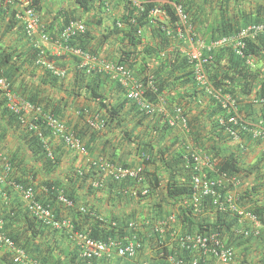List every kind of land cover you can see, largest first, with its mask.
<instances>
[{"label":"crops","instance_id":"crops-1","mask_svg":"<svg viewBox=\"0 0 264 264\" xmlns=\"http://www.w3.org/2000/svg\"><path fill=\"white\" fill-rule=\"evenodd\" d=\"M152 1L161 7L169 4L171 9L176 5L173 0L171 2L169 0ZM194 1L202 6L200 17L203 23H192L193 28L199 40L210 43L209 31L216 20L221 21L222 6L226 2L224 0ZM227 3L231 9L232 19H234L235 10L236 13L245 12L246 15L253 18L264 15V0H228ZM129 6L127 0H107L104 5L95 0V4H90L88 7L90 11L86 13L76 0H42L38 6V12L42 32L51 37L64 28L67 20H71V15L76 16L88 26L89 35L85 38L90 42L89 47L83 51L91 54L97 61L105 60L117 63L123 51L133 49L127 40L124 44L121 42V38L124 37L122 36L123 30L117 27L118 22L124 20ZM13 11L14 8H10L0 12V72L3 75L5 73L13 75V85L16 91H22L30 97L36 96L40 104H48L50 109L54 108L55 115L68 127L69 131L77 137H81L80 139L87 147V153L82 154L70 150L58 136H49L48 146L57 155L58 163L54 169H48L43 164L44 159L35 153V148L31 145L29 138L26 139L28 130L19 122L18 118L3 117V104L5 105L6 101L0 92V104H2L0 106V178L9 180L15 177L30 181L35 187L36 196L40 197L39 200L49 198L50 188L48 185L51 187L55 185L51 189H58L61 194L73 197L77 204L76 208L91 210L106 222H115L120 225L135 223V229L140 230L141 233L147 234L150 223L155 219L164 217L160 219L161 221L170 215H176L177 225L184 229L179 220L176 201L168 195L167 191V184L174 170H170L167 164L162 161L161 151L173 149L174 153L184 151L190 155L200 153L203 156L213 157L214 153H210L213 145L219 146L220 149L226 148L227 144L210 142L205 152H202L195 143L196 139H202V142L205 143L208 135L212 132L208 118L210 113L208 96L201 91L196 93L197 102L203 109L205 108V111L203 115L195 110L191 111L186 116L187 123L185 125L167 126L166 121L176 108H174V104L159 97L157 103H154L160 108V112L156 115L144 118L140 113L130 110L131 104H126L119 113L109 116L107 111L100 107L99 100L91 98L86 93L85 85L87 83L77 81V74H81V72L86 73L89 78L96 72L89 71L86 66H83L85 60L81 56L67 52L63 47L52 42H43L38 34L29 38L21 22L13 23L11 18ZM211 11H214L213 14ZM196 25L200 27V31L196 30L198 29ZM143 35L142 43L138 45L139 50L151 49L153 51L159 47L160 43L152 34L151 29H147ZM36 43L44 52L59 58V63L62 65L60 68L66 70L67 73L65 78L56 77L58 81L54 84L53 79L47 74V70L35 63L25 62L24 58L27 56L24 57L23 54H31L32 46ZM256 49L259 55L254 56V71L256 74L258 73L259 80H264V47L259 43ZM183 50L182 43L170 40L169 48L164 53L162 52L161 57L177 51L184 54ZM9 55L12 58L10 62L6 60ZM145 60L147 64H141V66L135 64L137 65L134 66L136 70L133 69L140 78L153 75L158 69L160 58L155 51V56L152 55L151 58L146 56ZM140 61L143 62V59ZM190 89V86L179 87L178 91L185 93L192 91ZM261 90L262 87L258 84L252 93L246 95L240 92L237 95L239 103L244 102L249 105L251 115H245V119L255 120L264 114V106L255 102V99L262 95ZM99 93L103 95L101 102H105L108 108L120 106L126 100L123 88L110 78L101 84ZM172 94L177 93L174 91ZM98 123L102 124L103 128H95L94 125ZM237 144L232 140L227 146L234 149ZM245 147H247L244 152L245 159L241 164L251 173L244 177L237 175L240 184L232 189L238 192L240 197L249 190L253 193V198L264 205V140L246 142ZM99 161L125 167L142 166L146 171V179L143 183L133 180L115 181L110 175L97 170L96 164ZM214 165H216L215 162ZM8 167L11 169L9 172ZM188 167L191 166L177 168L179 171L177 174H183L176 175L174 172L176 181L183 186H191V177L186 171ZM181 168H183L182 171L179 170ZM13 182L9 181L6 183L7 185H2L0 188V218L6 216L10 210H14L17 216L6 221L7 224H11L8 230L13 228L14 231L24 232L26 237L32 236L34 230L28 227L29 223L25 215L26 204L21 194L14 188ZM97 182H100L101 185L96 186ZM156 182L158 183L157 187L151 190L150 183ZM144 190H148L149 194L143 195ZM243 207L248 208L244 205ZM158 208L160 209L158 216H161L157 218ZM61 215H70L76 220L77 210L63 206ZM205 217L210 219L215 215L210 213ZM234 230L239 236L252 237L251 242L244 246L247 251L242 252L233 247L237 263L239 260L240 262L245 261L246 264H264V243L255 235L253 224L246 220L242 223L237 221ZM74 240L62 232L46 229L35 238H27L28 244L38 246L40 252L48 247L53 248L58 257L61 256L63 259V264H85L82 260L79 261L73 253L77 250V243ZM3 248L0 247V264H13L11 255L9 256L6 248ZM63 251H65V255L70 253L71 256H65ZM153 255V247L146 245L140 254L139 261L152 262ZM74 258L77 263L73 262ZM135 263L118 258L114 252L109 258L86 264Z\"/></svg>","mask_w":264,"mask_h":264},{"label":"trees","instance_id":"trees-1","mask_svg":"<svg viewBox=\"0 0 264 264\" xmlns=\"http://www.w3.org/2000/svg\"><path fill=\"white\" fill-rule=\"evenodd\" d=\"M99 4L104 5V3L107 0H97ZM150 2L146 4L145 11L141 14H137L135 10H133L130 6L127 10V14L124 16V20L119 21L117 24V27L119 29H122V37L121 42L124 44V42L127 40L130 44V46L133 47V49L125 50L123 51L122 55H120L119 60L117 63L127 65L131 69H135L134 66H137L135 64H138L141 66V64H147L145 57L148 56L151 58L152 55L155 56V51H157L158 58H160L159 65L157 71L153 73V75L141 77V79L146 82L149 77H152L154 80V83L156 85V92H147L146 96L147 99H149L153 103H157L158 97L161 98L164 101H169V103L174 104V108H182L183 114L185 116H188L191 111H197L200 112L202 115L204 113V109L200 104L197 102V92L201 91L204 92L202 87L198 85L196 82V76L194 73V66L191 65L188 61V58L186 54H182L180 52L176 53H167L166 56L161 57L162 52L169 48L170 46V38L167 36V31L171 28L172 24L177 21V16L175 14V9H171V6L169 4L161 7L159 4L155 3V1L149 0ZM176 2V4H182L185 8V11L190 17V21L194 24L197 23H203V20H201L200 13L202 6H199L194 0H173ZM205 1V0H203ZM208 0H206L207 2ZM226 4H224L223 9L221 10V21L216 20V23L214 22L212 28L210 29V42L216 41L223 37H234L238 36L239 33L245 28H247L249 25L253 24H262L264 25V15H259L258 17H252L250 15H246L245 12H239L236 13V10L234 11V16L232 19V14L230 12L229 3H227L228 0H224ZM171 2V0H169ZM79 5L83 7L87 12L90 11L89 5L94 3L95 0H80L78 1ZM190 4V6H188ZM162 8L165 9L169 14V19L164 22H158L157 24H154L151 22L148 13L153 8ZM10 9V8H9ZM5 11V10H4ZM2 11V12H4ZM7 11V9H6ZM212 14L214 11H211ZM262 16V17H261ZM12 20L13 23L16 24V22H19L15 19L14 12L12 14ZM71 19L79 20L76 16L71 15ZM69 20H67L68 22ZM87 25V24H86ZM120 25V26H119ZM24 27V26H23ZM88 27V26H87ZM198 29L197 31H200V27L196 25ZM25 28V27H24ZM147 29L152 30V34L158 39L160 45L153 51L151 49H146L145 51L139 50L138 45L142 43L141 38L144 36L143 33L146 32ZM25 30V29H24ZM62 30V29H61ZM26 33V30H25ZM59 33V32H58ZM56 33L53 37H56L58 34ZM89 35L88 31L85 34H82L80 36H77L73 38L69 45L73 47H78L81 50H86L89 46V42L86 40V36ZM253 36H250L249 38L243 39V42L245 44V47L243 48V55L238 54L235 50H233L232 47H221V48H215L213 49L209 54L206 53L205 56L208 57V63L205 66L206 73L208 75L209 80L212 82L213 86L216 88H221L223 91L232 94L234 97H238L237 95L242 92L243 94H250L252 93L253 89L259 84L262 87V95L259 97L264 96V80H259V77L257 76L254 71L255 63L252 65H249L247 63L248 56H251L254 58V56L257 57V44H261L264 47V33L256 34L254 38ZM32 53L27 55L23 54L24 58L28 63H35V61L38 59V57L42 54L44 58L47 60L54 62V64L58 67H62V65L59 63V58L55 56H51L48 53L44 52V50L36 45L32 46ZM44 52V53H43ZM153 52V53H152ZM206 52V51H205ZM144 55V56H142ZM22 56V55H21ZM142 56V58H141ZM210 57V58H209ZM10 55L6 57V60L9 62L11 61ZM140 59H143V62L140 61ZM133 65V66H132ZM47 74L53 79V83L55 84L58 79L56 76H54L50 71L47 70ZM78 78L77 81L79 82H86L85 85L86 93L90 95L91 98L95 100H99L100 107L105 109L107 111V114L109 116H114L117 113L121 111L123 106L125 107L126 104H131L130 110H134L137 113H140V115H143L141 111L137 108L135 104L130 102L128 98L125 96V101L120 104V106L117 107H107L106 103H102L103 95L99 93V88L101 87V84L107 80L109 77L104 73H95L89 76H87L86 73L77 74ZM4 76H6L8 79H10L12 83L13 91L18 94L19 96L23 97L25 100L30 102L33 106L40 108L42 112H48L51 113L53 116L57 117L55 115V109L49 108L48 104H40L38 97L36 96H27L22 91H16L13 83V75L11 73H5ZM53 85V84H52ZM190 86V90L185 93L179 92V87H188ZM22 90V89H21ZM174 91H176L177 94H172ZM18 92V93H17ZM2 93V92H1ZM204 94L208 96L205 92ZM4 96V94L2 93ZM177 95V96H175ZM257 97V98H259ZM208 103H209V110L210 113L208 115L210 127L212 129L211 134L208 135V139L205 143L202 142V139H196V144L199 147V150L202 152L207 149V145L210 142L216 143H224L227 144L232 141L230 137L225 132V127L221 125L220 120L221 119H227L228 114L225 110H223L220 107V104L216 99H214L211 96H208ZM239 102V100H238ZM240 111L244 112V116H249L251 113L249 112L250 108L247 103L240 102ZM2 106V104H0ZM3 117L11 116L16 117L10 110L6 107V104H3ZM173 108V109H174ZM50 109V110H49ZM52 110V111H51ZM174 113V112H172ZM248 113V114H247ZM158 114V113H157ZM156 115V114H155ZM144 118L147 117V115H143ZM17 118V117H16ZM261 119H264V114H262ZM255 122L257 119H249ZM36 125H38L40 132L42 133V138L39 135L38 132L33 131H27L26 139L29 138V141L31 142V145L34 146L35 153L40 155L44 160L43 164L50 170L54 169L58 163L57 155L54 153V159H51L48 156L47 152V146L49 145L48 137L55 135L54 132L46 127V125L43 123V120L39 118V120H31ZM167 126L168 124V120ZM170 127V126H169ZM27 129V128H26ZM57 136V135H56ZM62 142L65 144L63 139L58 136ZM81 138V137H80ZM244 142H254L251 140L250 136L242 135L241 137ZM226 146V148H221L217 145L212 146V151L210 153H214V156L211 157L212 160L216 164L217 171L220 173H226L230 176H246L247 174H250V170H246L243 168L242 164L243 159H245V151L240 148V145L237 144L236 148H230L229 146ZM173 147H175L173 145ZM187 152L181 151L174 153L173 149L169 150H162L161 151V159L163 162H165L170 170H174L176 175L179 171L177 168L179 166H185L189 165L191 167L186 168L187 173H189V176L191 177V174L193 172L194 168V160ZM152 157V156H151ZM115 164V163H113ZM187 164V165H186ZM97 170L100 172L98 166L96 165ZM144 168V167H143ZM183 168L179 169L182 171ZM191 171V172H190ZM145 177H146V171ZM172 172V175L169 179V183L167 184V191L168 195L173 198L176 201V207L179 210V220L181 224L183 225L184 230L191 232L193 234L203 233V234H209L211 232H219L224 240L228 243V245L233 246L235 249H239L240 251H245L246 249L244 246L247 243L251 242L252 237L247 236H239L236 234V231L234 230V227L237 223V219L233 218L232 216L227 215L226 213H217L215 214L214 218H208V217H195L190 209H186L182 207L180 204L185 199L188 200V197H190L191 194V187L192 186H183L179 184L176 181V176ZM211 178H215L216 175L208 171L207 172ZM185 174V173H184ZM11 177V176H10ZM14 177V176H13ZM15 178V177H14ZM9 179L4 180V182H0V188L2 185H7L6 183H9V181H14V184H22L24 188H33L35 191V187L30 183V181L23 180V179ZM113 179V178H112ZM114 180V179H113ZM126 181V180H123ZM121 181V182H123ZM150 189H155L158 185V183H150ZM55 185H48L49 189V198L43 199L40 197L36 198L44 205L49 206L52 210V212L55 214L56 218L59 220H64L68 222V225L72 226V230L70 232L68 227H65L64 229H55L52 228L47 223L37 219L30 213V211L26 208V217L28 221V227L34 230V234L32 236H25L24 232L21 231H14L15 229L8 230L9 226L11 224H7V220H11L17 216V213L14 210H10L9 213H6V216H3L0 218L4 222L3 225V232L6 236H8L10 239L14 241L16 246L21 247L26 251L29 257L32 259L39 260L43 262L44 264H63V259H61V256L58 257L56 252L53 250V248L48 247L45 250H39L38 246L29 245L27 238L33 237L35 238L39 233L46 230H53L55 232H62L64 234H67L70 239L74 238L75 232H82L85 235H87L90 238L93 239H100L107 241L109 239H118L120 241H124L126 237H134L136 236L139 238V240L142 241L143 246L145 248L146 245H149V247H153L154 249V258H152L153 264H172L173 262L175 264H191L194 254L190 250L182 249L178 242L170 237L169 233L164 234L161 236L160 233L156 232L154 229V224H156L160 219H163L164 217L158 216L159 214V208L156 213L157 218L154 221H152L149 225L147 234L141 233L140 230L137 229H130L129 225L123 224L120 225L119 223L115 222H106L105 220L98 217V214L95 212L93 213L91 210H87L86 208H76V201L73 197L68 196L66 194L65 197L68 198L70 201L73 202L72 207H67L69 209L77 210V219L75 220L70 215L62 216L61 211L63 209L64 204L60 203L58 200V196L61 194L58 189H51ZM47 187V188H48ZM15 188V186H14ZM16 189V188H15ZM17 190V189H16ZM150 190V192H151ZM18 191V190H17ZM19 192V191H18ZM20 193V192H19ZM63 193V192H62ZM36 194V192H35ZM22 196V195H21ZM23 198V197H22ZM24 200V199H23ZM25 202V201H24ZM241 202L242 205L247 206L250 211L255 213L260 217V220L264 223V205L260 204L256 199L253 198V193L249 192V190L241 196ZM61 204V205H60ZM63 205V206H62ZM75 208V209H74ZM161 212V211H160ZM30 215V216H28ZM9 223V222H8ZM115 223V225H113ZM259 239L264 243V229L261 230L260 234L257 235ZM76 242V240H74ZM260 241V240H259ZM261 242V243H262ZM155 244V245H154ZM77 250H75L73 253L76 255L80 260H82L85 264L91 263L84 258L81 257V253L79 250L78 244ZM6 248V251L8 252L9 256L12 254L5 246H0ZM143 248V249H144ZM247 251V250H246ZM60 253V252H59ZM142 253V252H141ZM140 253V254H141ZM63 254L65 255V251H63ZM8 256V255H7ZM67 257H70V253H66ZM138 256V262L139 261ZM81 258V259H80ZM104 260V259H103ZM237 260V259H236ZM100 261V260H93L92 262ZM13 262V259H12ZM74 263H77V260L75 258L73 259ZM239 263L234 262L231 264H246L245 261ZM13 264H15L13 262Z\"/></svg>","mask_w":264,"mask_h":264},{"label":"built area","instance_id":"built-area-1","mask_svg":"<svg viewBox=\"0 0 264 264\" xmlns=\"http://www.w3.org/2000/svg\"><path fill=\"white\" fill-rule=\"evenodd\" d=\"M42 0H0V12L14 8L15 19L21 22L26 30L29 38L35 37L37 34L43 42H52L59 47H63L67 52H72L81 56L89 71L106 74L112 81L118 83L124 90L125 96L130 102L135 104L143 115L151 116L160 112L158 105L147 99V92H156V85L152 77L144 82L134 71L127 65L119 64L112 61H97L91 54L83 50L72 47L69 42L88 31V27L82 20L71 19L59 31L56 37H51L42 32L40 15L38 6ZM77 2L80 0H76ZM129 5L137 14L145 11L146 4L149 0H127ZM177 21L167 31V36L171 40L179 41L183 45V53L186 54L188 61L194 66L196 82L203 91L218 101L220 107L228 114L227 119H221L220 123L225 127V132L231 140L237 142L244 151L245 142L241 138L242 135L251 137L252 141L264 140V119L258 118L255 122L245 119L244 114L240 111V103L232 94L223 91L221 88L213 86L206 73L205 66L208 63L206 53H210L215 48L232 47L238 54L243 55L245 44L243 39L256 34L264 33V25L253 24L243 29L238 36H226L216 41L206 43L199 40L190 21V17L185 11L182 4L174 6ZM148 16L154 24L164 22L169 19V14L165 9L153 8L149 11ZM120 26V25H119ZM39 47L38 43L35 44ZM206 51V52H205ZM44 53V52H43ZM210 58V57H209ZM247 63L252 65L255 63L254 58L248 56ZM35 64L45 70L50 71L57 78H65L66 70L56 66L44 58L42 54L35 61ZM0 92L4 94L6 107L14 114L19 122L27 128L28 131H39V135L43 137L38 125L31 120L42 119L46 127L50 128L55 135L60 136L65 142V146L73 151L86 154L87 147L83 141L75 134L71 133L68 127L57 117L51 113L42 112L40 108L33 106L13 91L10 79L0 72ZM255 102L264 106V97L255 99ZM187 123L186 116L183 114L182 108H176L174 113L168 118L170 127L178 124L185 125ZM95 128H103L102 124H95ZM48 156L54 159V153L47 146ZM194 160V170L191 176V194L188 200L185 199L180 204L186 209H190L195 217H205L207 214L215 215L217 213H226L237 219L239 223L248 221L253 224L255 235H259L264 229V223L260 217L243 207L241 197L238 192L233 190L236 185L240 184V179L236 176H230L226 173H220L216 170V165L212 158L203 156L200 153H193L191 156ZM102 173L110 175L115 181L133 180L137 183H143L146 179L144 168L125 167L111 162L99 161L96 164ZM8 172L11 170L7 168ZM208 171L216 174L215 178H211ZM0 182H4L0 178ZM101 183L97 182L96 186ZM15 188L22 195L27 209L34 217L47 223L52 228L64 229L68 225L67 221L59 220L52 212L49 206H44L37 198L33 188H24L22 184H14ZM148 190L143 191V195H148ZM60 203L67 207H72L73 202L66 198L63 194L58 196ZM180 223V222H179ZM178 224L176 215H170L164 220L158 221L154 225L156 232L163 236L170 234L172 240L178 242L182 249L193 252L194 257L191 264H231L236 262V253L233 246L228 245L219 232H211L207 234H193L182 229ZM4 222L0 220V246H5L12 254L15 264H44L43 262L32 259L26 251L16 246L14 241L3 232ZM115 225V223L113 224ZM135 223H130L129 228L135 229ZM70 232L72 226L69 228ZM74 238L80 247L81 257L92 263L93 260H103L112 256L115 252L116 256L121 259L136 262L135 264H153L152 262H138V256L143 251V243L136 236L126 237L124 241L118 239H109L107 241L93 239L82 232H75ZM172 264H175L174 262Z\"/></svg>","mask_w":264,"mask_h":264},{"label":"clouds","instance_id":"clouds-1","mask_svg":"<svg viewBox=\"0 0 264 264\" xmlns=\"http://www.w3.org/2000/svg\"><path fill=\"white\" fill-rule=\"evenodd\" d=\"M131 7V6H130ZM136 12V11H135ZM70 21V20H69Z\"/></svg>","mask_w":264,"mask_h":264}]
</instances>
